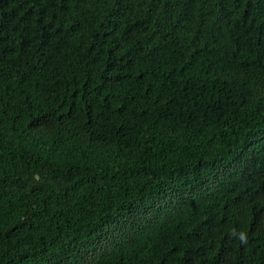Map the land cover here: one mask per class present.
I'll return each instance as SVG.
<instances>
[{
	"label": "trees",
	"instance_id": "1",
	"mask_svg": "<svg viewBox=\"0 0 264 264\" xmlns=\"http://www.w3.org/2000/svg\"><path fill=\"white\" fill-rule=\"evenodd\" d=\"M0 264H264V0H0Z\"/></svg>",
	"mask_w": 264,
	"mask_h": 264
}]
</instances>
